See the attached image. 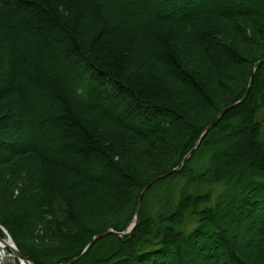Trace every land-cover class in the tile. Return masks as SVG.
<instances>
[{
	"label": "trees",
	"instance_id": "trees-1",
	"mask_svg": "<svg viewBox=\"0 0 264 264\" xmlns=\"http://www.w3.org/2000/svg\"><path fill=\"white\" fill-rule=\"evenodd\" d=\"M264 0H0V225L33 264H264ZM0 237L6 235L0 229ZM18 264L17 261H15Z\"/></svg>",
	"mask_w": 264,
	"mask_h": 264
},
{
	"label": "water",
	"instance_id": "water-1",
	"mask_svg": "<svg viewBox=\"0 0 264 264\" xmlns=\"http://www.w3.org/2000/svg\"><path fill=\"white\" fill-rule=\"evenodd\" d=\"M262 62H264V56H263L262 58H260L259 60H257V61L254 63V65H253V69H252V72H251V74H250L249 83H248L247 89H246L245 93L243 94V96H242L239 100L233 102L232 104H230V105L224 107L222 110H220L219 113H218V114H217V115H216V116H215V117H214L209 123H207V124L204 126V128L202 129V131H201V133H200V135H199V138H198V140L196 141V143H195V145L193 146V148H192L191 150H189V151L186 153V155L183 157V159H182V161L179 163V165H178L177 167H175L174 169H172V170H176L177 168H179V167L183 164V162H184L186 159H188V158L192 155L193 151L197 148L198 143H199L201 137H203L204 134L207 133V132L212 128V126L215 124V122H216V121H217V120H218V119H219V118H220V117H221V116H222L227 110H229L230 108H232V107L238 105L239 103H241V102L245 99V97H246V95H247V93H248L249 87H250V83H251L252 78H253L254 70H255L256 67L259 66ZM169 173H170V172H167V173L161 174V175H159V176L153 178V179L150 180L149 183H148V184L142 189V191H141V195L139 196L138 201H137V204H136V208H135V212H134V217H133L132 221L126 226V228H125L123 231H115V230H113V229H107L106 231H103V232H100V233H97V234L93 235L92 238H91V240L87 243V245L83 248V250H82L77 256H75V257H73L72 259H70L67 263H61V264H72V263H74L75 261H77L78 259H80V258L84 255V253L89 249V247L94 243V241H95L96 239H98V238H100V237H102V236H104V235H106V234H114V235H116V236H118V237H121V236H124V235L129 234V233L132 231V229L134 228V226H135V224H136V222H137V218H138L139 211H140V206H141V201H142V194H143L144 191H145V190H146L151 184H153L156 180H158V179H160V178H162V177H165V176L168 175ZM0 229L5 233V235L7 236V238H9V239L12 241V245H11V246H8V249H9L12 253H14L15 258H16L17 260L22 259V260H24V261L27 262V263L33 264V262L30 260L29 257H25V256H23V255L18 251V249H17V247H16L14 241L12 240L11 236L9 235V233L7 232V230L3 228L2 225H0ZM4 240H5V239H3V238L0 237V241H4Z\"/></svg>",
	"mask_w": 264,
	"mask_h": 264
},
{
	"label": "bare ground",
	"instance_id": "bare-ground-1",
	"mask_svg": "<svg viewBox=\"0 0 264 264\" xmlns=\"http://www.w3.org/2000/svg\"><path fill=\"white\" fill-rule=\"evenodd\" d=\"M11 245H12V241L9 238H6L4 241H0V264H16L14 262L15 259L14 253L8 250V246ZM18 264H30V263H27L24 260L20 259L18 260Z\"/></svg>",
	"mask_w": 264,
	"mask_h": 264
},
{
	"label": "rangeland",
	"instance_id": "rangeland-1",
	"mask_svg": "<svg viewBox=\"0 0 264 264\" xmlns=\"http://www.w3.org/2000/svg\"><path fill=\"white\" fill-rule=\"evenodd\" d=\"M263 112H260L259 113V117L262 119V125H263V129H264V118H262V116H263V114H262ZM9 250V249H8ZM14 262H15V259H14Z\"/></svg>",
	"mask_w": 264,
	"mask_h": 264
}]
</instances>
